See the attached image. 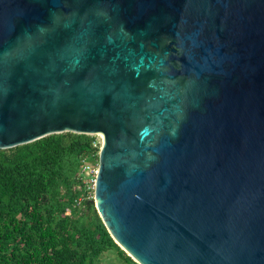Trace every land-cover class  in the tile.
Wrapping results in <instances>:
<instances>
[{
	"label": "water",
	"instance_id": "1",
	"mask_svg": "<svg viewBox=\"0 0 264 264\" xmlns=\"http://www.w3.org/2000/svg\"><path fill=\"white\" fill-rule=\"evenodd\" d=\"M64 133L135 264H264V0H0V151Z\"/></svg>",
	"mask_w": 264,
	"mask_h": 264
},
{
	"label": "trees",
	"instance_id": "2",
	"mask_svg": "<svg viewBox=\"0 0 264 264\" xmlns=\"http://www.w3.org/2000/svg\"><path fill=\"white\" fill-rule=\"evenodd\" d=\"M96 142L64 133L0 151V264H135L92 201L77 202L81 161L96 160Z\"/></svg>",
	"mask_w": 264,
	"mask_h": 264
},
{
	"label": "built area",
	"instance_id": "3",
	"mask_svg": "<svg viewBox=\"0 0 264 264\" xmlns=\"http://www.w3.org/2000/svg\"><path fill=\"white\" fill-rule=\"evenodd\" d=\"M95 138L97 139V142L94 143L92 147L97 148V152H96V157H97V153L99 149V139L97 137ZM96 168H97V158L96 160H92V161H86V160L81 161V168L79 170L77 180L81 185L82 193L77 199V202H81L82 200L92 201Z\"/></svg>",
	"mask_w": 264,
	"mask_h": 264
},
{
	"label": "rangeland",
	"instance_id": "4",
	"mask_svg": "<svg viewBox=\"0 0 264 264\" xmlns=\"http://www.w3.org/2000/svg\"><path fill=\"white\" fill-rule=\"evenodd\" d=\"M100 264H115L114 262L111 261V259H105L104 261H102Z\"/></svg>",
	"mask_w": 264,
	"mask_h": 264
}]
</instances>
